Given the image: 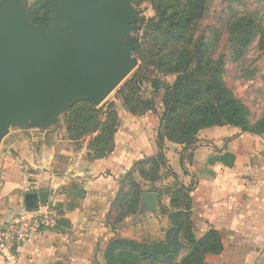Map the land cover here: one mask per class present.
<instances>
[{
	"label": "crops",
	"instance_id": "0c3cea01",
	"mask_svg": "<svg viewBox=\"0 0 264 264\" xmlns=\"http://www.w3.org/2000/svg\"><path fill=\"white\" fill-rule=\"evenodd\" d=\"M115 104L118 126L106 152L91 147L97 134L74 139L64 122L45 131H9L0 151V227L26 211L31 193L49 192L47 204L57 218L55 228L18 245L21 264H96L98 244L114 237L122 179L136 161L161 153L156 115H133L119 100ZM199 140L188 174L181 166L183 147L166 142L163 149L181 183L196 184L197 231L220 233L224 249L214 263L256 264L253 259L264 257V135L228 125L202 131ZM160 207L146 209L147 220L167 229V206ZM131 224L127 239L139 241L140 228Z\"/></svg>",
	"mask_w": 264,
	"mask_h": 264
},
{
	"label": "rangeland",
	"instance_id": "374dc122",
	"mask_svg": "<svg viewBox=\"0 0 264 264\" xmlns=\"http://www.w3.org/2000/svg\"><path fill=\"white\" fill-rule=\"evenodd\" d=\"M130 1L133 8L139 13V22L136 24L137 30L132 36L138 39L141 48L139 52L132 53V57L137 60L136 67L111 93L104 103L98 106L102 107L101 116L99 117L101 120L100 122L103 125L101 130H107L106 134H109L112 130L111 126L115 122V118L117 119L118 126L119 117L117 109L115 108V103L119 100L122 106L127 110L123 101L120 99L119 93L135 76L140 80L144 90V93L139 91L140 97L145 101H150L152 99L157 109V114L148 111L156 115L158 119L157 144L160 138L164 141V146L166 142L179 145L176 144V142H171L169 137L175 135L180 137L183 136L182 138H185L187 134H191V131L184 132L176 129L171 130L167 123L168 121L163 124L161 123V117L166 110L165 95L168 90L175 88L179 78H184L187 81L189 73L192 70L197 69L198 66L194 64L191 67H184L185 63L181 59V53L189 46L186 37L180 40H175L169 39V37L166 36L165 32H167V30L158 25L159 21H161V17L159 16V12L153 6L154 4L151 0ZM160 2L163 8L167 7L166 11L170 17L172 13H174L175 1L165 0ZM24 4L28 19L32 24L43 25L48 21L51 12V0H24ZM247 17H252L258 30L264 32V0H209L207 15L201 24V30H205L206 32L210 30V33H207V44H209L210 51L212 52V58L213 55L214 57H217L221 52L226 54L227 59L223 81L225 82L226 87L232 92L233 96L241 103L242 107L248 111L250 126H255L264 119V36L261 37L258 35L252 40L251 44L244 50V56L241 58L236 55L235 50L232 51L230 49L231 44L228 43V30H230L237 19H246ZM197 34L198 32L196 35ZM236 45L239 47L240 42H237ZM209 66V64H205L201 70L199 75L200 83H196L195 85L191 84L190 87V90L193 92L191 110L195 111L197 114L200 113V110L209 108L213 100L212 93H208L207 95L203 91L212 80V73ZM154 81H157L160 84V90L158 93L153 92L152 82ZM201 89L202 91L199 93V90ZM130 93L131 91H125V94ZM188 94L189 92H184V95ZM66 112L58 118L56 124L62 122L65 123L66 118L64 115ZM94 119L95 118L93 116L91 117L89 112L83 113L77 120L75 133L69 131L71 137L81 136L84 133H89L92 130L94 131L96 128H92L94 125L91 127L87 126L89 122L93 124ZM199 120L201 122L199 127L194 128L197 130L195 131L196 133L184 139L186 141L189 138H195L196 146L200 142L199 137L201 132L213 128V115L210 117L199 116ZM16 129L19 128H11L10 130ZM19 130L38 129L28 127L27 129ZM88 135H82L81 137ZM8 140L7 136L1 144L0 151L5 149ZM194 149L195 147L192 150ZM192 150L187 149L185 155H183L185 166L192 161H190L189 158L192 155ZM168 168L170 167L166 160L163 162L159 158H156V156H145L134 163L131 172H129L120 183L121 190L118 205L115 209L116 217L114 218L117 220L118 224L115 223V225H112L115 229L114 237L108 241H104L102 246L101 244H98L96 264H119L117 256L120 252H117L115 257L109 261L107 258L108 250L115 240H132L127 239L126 236L127 228L132 225L131 223H134L133 225L140 228L138 230L141 232L137 233L136 236L140 238V240L132 241L145 246L163 244L166 242L167 232L173 226L171 217L177 219L180 226L185 227L190 224L191 232L196 240L202 238L209 231L213 230H208L203 235L197 231L193 217L194 202L192 197L196 184L193 182L191 185L185 186L181 183L178 176L174 178L168 172ZM184 188L186 190H183ZM145 194H156V201L160 204L161 210L164 211V208L167 206L166 212H168L169 215L167 229H164L163 225H158L159 227L153 225L152 223H149V219L147 220V216L149 217V214L151 213H147L148 215L145 213L147 212L145 211L147 209L145 208L144 202ZM185 195L189 196L193 202L192 206H190L192 209L189 211ZM142 204L144 207L141 206ZM163 205L166 206L163 207ZM140 207H142L143 211H141ZM134 214H136V219H131V215ZM129 216L130 219H127ZM159 229H161V231ZM142 232L147 234L144 235ZM185 234H187L186 231H181L175 234L174 238L173 236H170L171 241L164 244H173L171 242L177 244V246H175L177 252H179L177 256L178 259L175 261L177 264H179L189 252V246L184 238ZM123 235H125V237ZM212 257V254L206 255L204 259L205 263L216 264ZM260 259L263 261L264 257L253 259V263L264 264L262 261L258 262Z\"/></svg>",
	"mask_w": 264,
	"mask_h": 264
},
{
	"label": "water",
	"instance_id": "95a60500",
	"mask_svg": "<svg viewBox=\"0 0 264 264\" xmlns=\"http://www.w3.org/2000/svg\"><path fill=\"white\" fill-rule=\"evenodd\" d=\"M138 15L130 0H51L35 25L24 0H0V147L11 128L45 131L78 102L103 104L137 65ZM48 198L27 194L26 210ZM156 200L145 194V208Z\"/></svg>",
	"mask_w": 264,
	"mask_h": 264
},
{
	"label": "trees",
	"instance_id": "16d2710c",
	"mask_svg": "<svg viewBox=\"0 0 264 264\" xmlns=\"http://www.w3.org/2000/svg\"><path fill=\"white\" fill-rule=\"evenodd\" d=\"M151 1L161 17V21H159L158 25L167 30V32L163 31L166 36H168L169 39L175 40H180L186 37L189 46L181 53V59L185 63L184 67H191L194 64L198 66L197 69L192 70L189 73L187 81L184 78H179L175 88L167 91L165 95L166 110L161 117V123L163 124L168 121L167 123L171 130L176 129L184 132L191 131V134H187L185 137L188 138L196 133L195 131L197 130L194 128L199 127L201 123L199 116L210 117L213 115V127L230 125L238 127L244 132L259 136L263 135L264 119L255 126H250L248 111L242 107L241 103L233 96L232 92L226 87L225 82L223 81L227 59L226 54L221 52L217 57H214L213 55L212 58V52L210 51L209 44H207V33H210V30H207L208 32L201 30V24L207 15L209 0H174V13H172L170 17L166 11L167 7L163 8L160 2L165 0ZM197 32L198 34L196 35ZM228 34V43L231 44L230 49L232 51L235 50V53L239 58L244 56V50L251 44L252 40L258 35L261 37L264 36V32L258 30L252 17L237 19L230 30H228ZM237 42H240L239 47L236 45ZM205 64L210 65L209 69L212 73V80L203 91L207 95L208 93H212L213 100L209 108L200 110V113L197 114L195 111L191 110L193 92L190 90V87L191 84L195 85L196 83H200L199 75ZM152 87L153 92H159V82H152ZM125 91H131V93L125 94ZM139 91L144 93L140 80L135 76L120 91V99L123 101L127 110L133 115H140L147 111L157 114V109L152 99L150 101L143 100L140 97ZM201 91L202 89L199 90V93H201ZM184 92H189V94L184 95ZM85 112H89L91 117L93 116L95 118L93 124L89 122L87 126L91 127L94 125L92 128H96L94 131H91L92 133L89 132L82 135L97 134L91 142V147L100 152L110 150L112 139L116 131L117 119L115 118V122L112 124V130L109 134H106L107 130L102 131L101 128L103 125L99 119L102 107L95 106L89 102H81L73 106L64 115L68 131L75 133L77 120ZM81 136L72 138L80 139L82 138ZM182 137L183 136L171 135L169 139L171 142H176V144L183 147L181 153V166L184 173L188 174L184 164L183 155H185L187 149L192 150L196 146V139L189 138L185 141V138ZM163 142L164 141L159 138L158 147L161 150V153L158 154L156 158H159L164 162ZM189 158L191 161L192 155ZM168 172L174 178L177 177L171 168H168ZM183 190L186 189L184 188ZM185 198L187 199L186 203L189 207V211L192 209L190 206H192L193 202L189 196L185 195ZM171 221L173 226L167 232L165 243L145 246L132 240H115L109 247L107 258L110 261L115 257L117 252H120L117 256L119 264H177L175 263L179 254L175 248L177 244L175 242H171L173 244L169 245L164 244L171 241L170 236H173L174 238L175 234L181 231L187 232V234L184 235V238L189 246V252L179 264H206L204 260L206 255L212 254L213 256H219L222 254L224 249L223 241L217 231H209L205 236L196 240L191 232L190 224L185 227L180 226L177 219L174 217H171Z\"/></svg>",
	"mask_w": 264,
	"mask_h": 264
},
{
	"label": "built area",
	"instance_id": "2783aa9c",
	"mask_svg": "<svg viewBox=\"0 0 264 264\" xmlns=\"http://www.w3.org/2000/svg\"><path fill=\"white\" fill-rule=\"evenodd\" d=\"M57 225V218L49 205L34 211H24L0 227V258L3 264H21L18 245Z\"/></svg>",
	"mask_w": 264,
	"mask_h": 264
}]
</instances>
